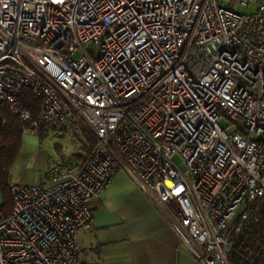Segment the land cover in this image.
Instances as JSON below:
<instances>
[{
	"label": "built area",
	"instance_id": "obj_1",
	"mask_svg": "<svg viewBox=\"0 0 264 264\" xmlns=\"http://www.w3.org/2000/svg\"><path fill=\"white\" fill-rule=\"evenodd\" d=\"M4 109L22 134L76 120L95 144L81 163L50 161L51 186L10 184L0 264H86L78 232L121 171L197 264H236L264 209V0H0ZM245 251L264 264V242Z\"/></svg>",
	"mask_w": 264,
	"mask_h": 264
},
{
	"label": "crops",
	"instance_id": "obj_2",
	"mask_svg": "<svg viewBox=\"0 0 264 264\" xmlns=\"http://www.w3.org/2000/svg\"><path fill=\"white\" fill-rule=\"evenodd\" d=\"M75 124L74 121L64 123L79 127ZM79 128L77 136L83 153L68 157L70 164L81 163L85 158L88 139L83 126ZM30 138L23 135L19 162L26 159L38 163L42 174L31 180L21 173L15 176V181L51 186L54 181L47 177L49 163L38 153L37 143H29ZM90 207L93 224L78 232L86 264H197L168 210L143 191L127 172L121 171L107 189L90 201Z\"/></svg>",
	"mask_w": 264,
	"mask_h": 264
},
{
	"label": "trees",
	"instance_id": "obj_3",
	"mask_svg": "<svg viewBox=\"0 0 264 264\" xmlns=\"http://www.w3.org/2000/svg\"><path fill=\"white\" fill-rule=\"evenodd\" d=\"M20 101L25 107L31 109L34 114L37 113L40 100L36 98L31 90L27 89L20 97ZM87 136L86 154L95 144V139L85 128L83 130ZM21 121L9 109H4L0 112V151L8 150V155L5 159H0V185L2 186V203L0 209L4 216H8L12 205V196L9 183V167L13 163V156L21 148L20 141L22 140ZM85 154V156H86ZM83 156V157H85ZM84 160V159H83ZM264 209H261V220L257 223H251L246 228L244 234L241 236L239 244V253L235 256L234 262L236 264H245L247 247L255 248L256 244L261 241L264 242ZM244 257V258H243Z\"/></svg>",
	"mask_w": 264,
	"mask_h": 264
},
{
	"label": "rangeland",
	"instance_id": "obj_4",
	"mask_svg": "<svg viewBox=\"0 0 264 264\" xmlns=\"http://www.w3.org/2000/svg\"><path fill=\"white\" fill-rule=\"evenodd\" d=\"M258 7V4L255 3L250 6L251 13H253ZM77 122L76 120H71L69 122ZM229 123L227 117H223L220 120V124L226 127ZM76 126L82 127L81 123L77 122ZM74 126V125H73ZM79 127H70L64 124H61L57 128H54L48 131L45 136H35L30 133H25L23 135H29L30 141L29 143H37V147L39 149L38 153L41 154L46 161L49 163L53 159H63L67 162L68 157H70L73 153H83V149H80L82 142L78 139V132H80ZM92 135V134H91ZM93 136V135H92ZM94 137V136H93ZM23 139V136H22ZM95 139V137H94ZM26 141V140H25ZM22 144V140L20 141ZM20 151V150H19ZM19 151L17 154L13 156V163H11L9 167V183L17 184L15 181V176H20L21 173L26 176V178H30L31 180H35L37 177H40L42 172L38 171V163L34 161H27L26 159L23 163H20ZM8 155V150L4 149L0 151V159H5ZM178 162H180L179 157L175 158ZM14 175L12 179L11 176ZM26 185H39V184H26ZM2 186L0 185V195H2Z\"/></svg>",
	"mask_w": 264,
	"mask_h": 264
}]
</instances>
